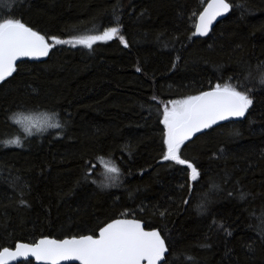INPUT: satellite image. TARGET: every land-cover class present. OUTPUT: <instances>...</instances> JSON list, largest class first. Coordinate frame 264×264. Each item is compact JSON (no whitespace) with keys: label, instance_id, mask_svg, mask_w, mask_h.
Segmentation results:
<instances>
[{"label":"trees","instance_id":"obj_1","mask_svg":"<svg viewBox=\"0 0 264 264\" xmlns=\"http://www.w3.org/2000/svg\"><path fill=\"white\" fill-rule=\"evenodd\" d=\"M207 1L0 6V21L20 19L46 38L64 40L101 34L118 19L128 44L55 46L44 62H21L0 82V249L95 236L129 218L161 233L168 264H264V84L258 83L264 0H227L229 15L195 39ZM216 84L249 90L253 104L244 120L186 142L182 158L199 172L192 181L190 169L162 158L163 108ZM16 113L21 119L55 113L64 127L28 136L9 119ZM17 136L22 148L3 145ZM105 162L121 174L117 186L102 190L98 185L114 175L105 177Z\"/></svg>","mask_w":264,"mask_h":264},{"label":"snow or ice","instance_id":"obj_2","mask_svg":"<svg viewBox=\"0 0 264 264\" xmlns=\"http://www.w3.org/2000/svg\"><path fill=\"white\" fill-rule=\"evenodd\" d=\"M8 3L9 0H0V6H6ZM230 7L227 0H210L207 7L198 14L192 35L207 36L213 22L217 17L229 12ZM120 31L117 19V26L107 28L102 34L64 40L55 36L46 38L45 35L26 26L20 19H3L0 21V82H4L17 72L18 61L24 58L40 60L47 57L56 45L69 44L75 47L80 44L91 49L97 42L119 38L120 43L128 47ZM137 71L140 69L137 68ZM259 82L264 84V70H261ZM170 103V108L164 105L162 113L165 149L162 158L164 161L186 166L191 170L190 179L196 181L199 176L197 168L182 158V148L186 142L193 140V137L198 139V133L222 121L244 117L252 106L253 99L249 90L241 91L227 84L223 86L216 84L208 91L182 100H172ZM56 116L58 114L54 113L53 122L47 124L48 128L64 127ZM9 119L13 123H20L19 113ZM25 132L28 135L33 134L27 128ZM2 143L5 147H23V141L19 136ZM106 171L114 175L110 177L111 183L98 185L102 190L117 186L116 181L121 174L114 163L106 165ZM89 178L90 173L86 170L84 179L87 181ZM92 183L96 181L92 180ZM184 203L187 204L188 201L185 200ZM204 209L203 203L197 205V210L201 214ZM168 251L169 246L159 231H145L140 221L124 218L115 219L101 227L98 238H94L93 235L66 239L43 238L33 244L17 243L14 250L5 247L0 249V264H12L13 261L21 258L28 260L29 257L34 258L36 264H64L69 261H78L79 264H168L166 259Z\"/></svg>","mask_w":264,"mask_h":264},{"label":"water","instance_id":"obj_3","mask_svg":"<svg viewBox=\"0 0 264 264\" xmlns=\"http://www.w3.org/2000/svg\"><path fill=\"white\" fill-rule=\"evenodd\" d=\"M210 2V0H208L207 1V3L205 4V6H204V8L205 7H207V4ZM203 8V9H204ZM230 10H231V8H230ZM230 10H229V12H227L225 15H223V16H220V17H217V19L213 22V25H212V28H211V30H210V32H209V34L212 32V30H213V28L216 26V24L218 23V22H220L221 20H223V19H225L228 15H229V13H230ZM203 11V10H202ZM201 11V12H202ZM196 22H197V20H196ZM208 34V35H209ZM207 35V36H208ZM207 36H203V37H201V36H194V38L195 39H204V38H206ZM48 57V56H47ZM47 57H42L40 60H29V59H27V58H24L23 60H21V61H18L17 63L19 64V63H21V62H24V61H28V62H35V63H42V62H44L46 59H47ZM208 91V90H207ZM244 118H245V116L244 117H241V118H232V119H230L229 121H222V122H220V123H218V124H216V125H213V127L212 128H215V127H218V126H220V125H223V124H225V123H229V122H240V121H242V120H244ZM212 128H209V129H212ZM209 129H205L203 132H201V133H198L197 134V136H199V135H201V134H204L207 130H209ZM195 137H193V139H194ZM188 142V141H187ZM111 222H113V221H111ZM111 222H109V223H111ZM142 223V222H141ZM107 225V224H106ZM105 225V226H106ZM142 225H143V227H144V230L145 231H153V230H146L145 229V226H144V224L142 223ZM104 227V226H103ZM157 231V230H156ZM98 236H99V231L97 232V234L95 235V236H93L94 238H98ZM44 238H49V237H44ZM72 238V237H71ZM76 238H79V237H76ZM41 239H43V238H41ZM49 239H54V238H49ZM64 239H66V238H64ZM40 239H38L37 241H39ZM36 241V242H37ZM10 249H15V246L13 247V248H10ZM167 254H168V252L166 253V256H167ZM26 261H30V262H32L33 264H36V261L34 260V258H32V257H29L28 258V260H24V259H18V260H16V261H13L12 262V264H18V263H22V262H26ZM64 264H79V262L78 261H69V262H64Z\"/></svg>","mask_w":264,"mask_h":264},{"label":"rangeland","instance_id":"obj_4","mask_svg":"<svg viewBox=\"0 0 264 264\" xmlns=\"http://www.w3.org/2000/svg\"><path fill=\"white\" fill-rule=\"evenodd\" d=\"M116 39L119 40V38H116ZM67 40H71V39H67ZM97 43H104V42H97ZM56 46L73 47V46H71L69 44L56 45ZM78 47L80 48V47H84V46L83 45H80V44H77L74 48H78ZM258 83H259V85H261L260 82H258ZM168 107L170 108L171 107V104ZM19 119H20V123L18 125L22 128V130L25 132V129L27 128L32 133H34V131L37 132V133H40V132H43L46 129H51V128H48L47 127V124L53 122V118H51L49 116H46V115H39V116H34V117H27L25 119L22 118L23 120L20 117ZM21 120H22V122H21ZM44 127H46V128H44ZM37 129H39L40 131H37ZM37 133H35V134H37ZM25 134H27V133L25 132ZM32 135H34V134H32ZM108 164L109 163H106V162L103 164L104 172H105V174H104L105 177L112 174V173H108L106 171V165H108Z\"/></svg>","mask_w":264,"mask_h":264}]
</instances>
